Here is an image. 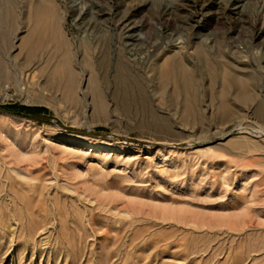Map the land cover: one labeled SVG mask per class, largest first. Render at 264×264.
Masks as SVG:
<instances>
[{
    "label": "rangeland",
    "instance_id": "1",
    "mask_svg": "<svg viewBox=\"0 0 264 264\" xmlns=\"http://www.w3.org/2000/svg\"><path fill=\"white\" fill-rule=\"evenodd\" d=\"M55 1L73 44L90 33L103 44L110 40L113 54L132 39L136 49L141 44L153 53L210 36L220 60L234 56L232 69H253L264 80V0ZM16 3L17 17L28 11L26 0ZM236 5L245 13H234ZM161 6L172 11L160 15ZM140 55L127 53L133 71L147 65ZM12 64H6L12 75L0 77V105L44 107L39 116L50 120L0 109V264H264V119L256 117L255 101L231 100L240 114L224 120L200 75L199 107L157 94L150 111L123 112L106 91L99 116L91 97L81 95L85 77L71 103ZM107 84L109 92L111 78Z\"/></svg>",
    "mask_w": 264,
    "mask_h": 264
},
{
    "label": "bare ground",
    "instance_id": "2",
    "mask_svg": "<svg viewBox=\"0 0 264 264\" xmlns=\"http://www.w3.org/2000/svg\"><path fill=\"white\" fill-rule=\"evenodd\" d=\"M219 1H221V0H219ZM73 2H75V0ZM217 2L218 1H216L215 3H217ZM152 3H153V1H152ZM26 4L28 7V11L24 12L22 15L17 17V15H16V12H17L16 0H0V77H2V78L3 77H5V78L10 77L12 75L10 68L7 66H8V63H13L15 66H17V69L19 68L21 70V73L22 72L24 73L25 71H30L29 73H31V77H34V73H36V75H35V77L37 76V80H35L36 84H38V86L42 90L51 89L50 91H52V93H55V94L59 92L63 96L62 98L71 99V103H72V100L75 101V99L77 98V95L79 94L80 88H81L80 84L82 83V81L85 77L86 85H84L85 88H84V90H82L83 93L81 95H83V97L86 95L91 97L92 107L94 110L92 108H91L92 110L91 109L90 110L92 112H95L97 110L96 112L98 114V111L101 112L105 108L104 98H105V94H107V93H108L107 94L108 97L115 103V105L118 107V109H120L123 112H129L131 110L132 111H134V110L139 111V110H143V109L149 110V107H150L149 101L152 97H155V95L157 96V94H160L162 96H167V98H168V96L169 97H176V99H179L181 97L185 103L196 104L198 101V89H200V88H198L199 86L197 87L196 83L198 82L200 75H203L208 79V88L207 89L209 90V98H210L211 102L213 101L211 104H214V107L216 109L215 111H216V113H218L220 118H222L224 120L229 119V121H230V120H233L232 118L235 119V118H237V116H239L240 111L239 110L236 111L232 107L233 106L232 103H234L232 101L235 100V102H237L241 105L242 104L246 105L250 102L252 103L255 101L256 102L255 108H254L255 115H256V117L264 119V80L262 81L261 77L259 76L260 74L258 75L257 74L258 72L254 71L253 69L249 68L248 71L244 72V73H238L237 71L232 69L233 67L237 66L238 63L236 64V61H239V60L235 61L234 56L231 57V60L225 59V58L220 60L221 58H219V57L222 56L220 48H219L218 44H217V46H214L213 43H211V39H209L210 36L208 38V36L200 37L201 35H198L196 37V39L194 38L195 40L193 42H191V45H189V46H187L186 44H183L184 40H182V43L178 41L176 43H171L170 45H166V47H164L165 45L164 46L162 45V47H160V48L157 47L158 49L156 48V46H154L158 51L153 52V53H150L147 50V48L142 49L141 44H139L140 47L136 49V44L134 43V41H136V40L132 39V40H130L131 41L130 43L127 42L129 44L126 43L127 46L125 45L126 47L124 48V50H120V52L118 51L115 54H113L111 51L110 43H108V42H111L110 40L107 39L108 42L106 41V43L103 44V42H101L99 37L93 38V39H92V37L89 38L90 33H89V37H82L79 39L77 44L75 43L76 45L73 44L72 43L73 41H71L67 37V35L64 33L63 29L61 28L62 25H61L60 18H59L60 15H58L59 11L57 9V4H56L55 0H26ZM160 4H161V2H160ZM225 4H227V3H225ZM225 4L224 5L222 4L223 6L219 5V7L224 12L227 11L228 13H232L231 10H228V6ZM158 6H160V5H158ZM238 6L236 5L234 7V9H237V11L234 13H237L238 11H239L238 13H240V11H241V13L244 14L245 10L243 11L242 9L241 10L238 9L239 8ZM130 7L131 6H129V8ZM74 8L76 9V6L75 7L73 6V8L71 7V9H73V10H74ZM82 8H81V10H82ZM91 8H93V7H91ZM158 8H160V7H158ZM131 9H133V7H131ZM134 9H135V7H134ZM170 9L172 11V8L169 6L168 7H166V6L162 7L161 6V8L159 10H157V9L156 10H157V12L160 13V15L161 14L163 15V14L170 13ZM76 11H77V9H76ZM79 12L81 13V11H79ZM126 16H127V14H126ZM77 17H79V15H77ZM93 18H94V16H93ZM124 18H125V16H124ZM111 19H112V17H111ZM117 19H118V17H117ZM119 19H120V17H119ZM104 20H105V18H104ZM90 21H92V20L90 19ZM90 21H88V22H90ZM85 22H86V20H85ZM99 23L102 24V22H98V24ZM204 23H206V22H204ZM83 24L85 25V23H83ZM83 24H81V26ZM89 24L90 23H88V25ZM103 24H105V23H103ZM18 25H20L22 33L18 36L17 35L18 32H17L16 34H14L12 36L13 32L18 31L17 30ZM126 25H127V22H126ZM122 26H124V25H122ZM93 27H94V25H93ZM130 27H131V25H130ZM86 28H87V25H86L85 29ZM92 30H91V32H92ZM120 30H122V29H120ZM83 31H84V27H83ZM125 31H127V30H125ZM84 33L82 32L83 36L85 35ZM141 33H142V31H141ZM197 34H199V33H197ZM142 35H144V34H142ZM146 36H144V37L146 38ZM105 37H106V35H105ZM139 37L137 38L138 41H139V39H141V40L145 39L141 35ZM120 38H121V36H120ZM211 38H212V36H211ZM143 42H144V40H143ZM185 42H186V40H185ZM215 42H217V41H215ZM164 43H166V42H164ZM263 43H264V39L261 41L260 44H263ZM121 48H122V46H121ZM121 48H119V49H121ZM155 48H153V50ZM150 50H152V49H150ZM12 51L13 52L15 51V53L11 54L10 52H12ZM131 51H135V54H136V52H139L141 55L144 54V58H145L144 61L147 62V65H146L144 70L140 69V70L133 71L131 64H130V61H129L128 56H127V53L131 52ZM232 51H233V49H232ZM234 52L235 51H233V53ZM239 52H237V53H239ZM240 54H241V52H240ZM240 54H238L239 57L241 56ZM225 56H226V54H225ZM5 59L8 62V63H6L7 66L5 64ZM138 62H136V63H138ZM146 62H144V63H146ZM243 62L246 63V60ZM240 63H242V61ZM136 66L138 67V65H136ZM224 67H225V70H222V68H224ZM110 68L112 69L111 71H109ZM134 68H135V66H134ZM17 73H18V71H17ZM29 76H30V74H29ZM110 78H111V81L113 82V85H112L111 90L108 92V88L106 89V85L108 86L107 83H108V80H110ZM200 78H202V77H200ZM21 79H22V76H21ZM25 79H26V76H25ZM18 80H19V78H18ZM17 81H15V82H17ZM32 82L33 81H31V83ZM149 82H152V85L155 83V87L150 88ZM169 84H171V88H168ZM106 91H107V93H106ZM201 92L203 94V91H201ZM152 95H154V96H152ZM260 95H261V98H258ZM50 96H52V95H50ZM79 97H78V99H79ZM203 97H204V95H203ZM84 99H86V98H84ZM172 99L173 98H171L170 100H172ZM157 100L158 99H156V101ZM159 100H161L160 97H159ZM159 100H158V102H159ZM69 101L70 100H68V102ZM161 101L165 102L166 99H165V101L163 99ZM173 101L175 103V99ZM200 101H201V98H200ZM177 102H179V101L177 100ZM166 103L168 105V102H166ZM159 104L161 105V103H159ZM159 106H157V107H159ZM166 106H164V107H166ZM197 106H198V103H197ZM168 107H169V105H168ZM212 107L210 109H212ZM108 108H109V106H108ZM238 108H239V106H238ZM151 109H152V107H151ZM173 109H175V108H173ZM193 109L195 110L196 108H193ZM201 111H203V110L201 109ZM104 112L101 113V114H103L102 116L105 115ZM151 112H153V111H151ZM166 112H168V111H166ZM140 113H141V111H140ZM145 113H146V111H145ZM173 113H174V111H173ZM175 113H176V109H175ZM211 113H212V111H211ZM92 114H94V113H92ZM148 114H149V112H148ZM168 114H170V112ZM122 115H123V113H122ZM142 115L143 114H141V116ZM156 115L158 116L159 114H156ZM172 115H174V114H172ZM179 115L181 116L182 113H180ZM193 115H194V113H193ZM198 115H200V114H198ZM92 116L94 117V115H92ZM214 116H217V115L215 114ZM185 117H187V116H185ZM130 118H131V115H130ZM161 118L164 120V118L166 119L167 116L166 117L164 116V118H163L161 115ZM220 118H219V120H220ZM177 119H179V118H177ZM193 119H195V118H193ZM101 120H103V119H101ZM97 121H98V118H97L96 122ZM165 121H162V122H165ZM93 122H94V119H93ZM158 123L160 124L159 121H158ZM160 125L162 126L161 128H163V125L162 124H160ZM146 127H147V125H146ZM149 128H150V126H149ZM155 129H157V128L154 127V130ZM158 130H160V129H158ZM77 141L78 142H84L83 139H79ZM159 152L161 154L160 162L164 165L167 164V161H166L167 158L166 159L164 158L166 156H164L162 151H159ZM169 164H171V163H169ZM224 215L225 214L222 213L221 217H224ZM238 216L239 215L232 216V217H238Z\"/></svg>",
    "mask_w": 264,
    "mask_h": 264
},
{
    "label": "trees",
    "instance_id": "3",
    "mask_svg": "<svg viewBox=\"0 0 264 264\" xmlns=\"http://www.w3.org/2000/svg\"><path fill=\"white\" fill-rule=\"evenodd\" d=\"M0 109L14 113L21 116H28L39 120L41 122H49V118L39 116L40 114H46L48 111L44 107H28V106H20L17 104L14 105H0Z\"/></svg>",
    "mask_w": 264,
    "mask_h": 264
}]
</instances>
